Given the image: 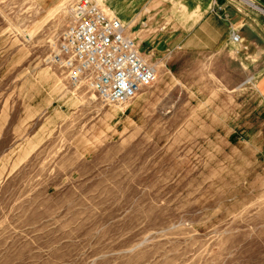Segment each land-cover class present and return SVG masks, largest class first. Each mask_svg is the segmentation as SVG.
I'll use <instances>...</instances> for the list:
<instances>
[{"label": "rangeland", "instance_id": "1", "mask_svg": "<svg viewBox=\"0 0 264 264\" xmlns=\"http://www.w3.org/2000/svg\"><path fill=\"white\" fill-rule=\"evenodd\" d=\"M75 1L0 0V264H264L253 75L200 56L105 104L62 66Z\"/></svg>", "mask_w": 264, "mask_h": 264}, {"label": "crops", "instance_id": "2", "mask_svg": "<svg viewBox=\"0 0 264 264\" xmlns=\"http://www.w3.org/2000/svg\"><path fill=\"white\" fill-rule=\"evenodd\" d=\"M264 9V0H251ZM106 10L126 26L141 52L157 66L184 80L196 57L240 61L253 75L259 119H264V14L246 6L226 8L248 48L236 55L230 45L229 23L211 9L214 0H101ZM223 0L220 1V4ZM235 59V60H236Z\"/></svg>", "mask_w": 264, "mask_h": 264}, {"label": "built area", "instance_id": "3", "mask_svg": "<svg viewBox=\"0 0 264 264\" xmlns=\"http://www.w3.org/2000/svg\"><path fill=\"white\" fill-rule=\"evenodd\" d=\"M214 0L211 11L229 23L230 45L239 55L248 48L224 10L246 6L264 14L251 0ZM72 22L60 47L62 66L74 78L86 76L98 98L108 105L126 104L152 87L157 66L141 52L124 23L96 0H77L71 6Z\"/></svg>", "mask_w": 264, "mask_h": 264}]
</instances>
